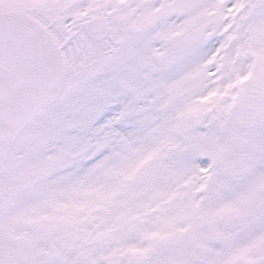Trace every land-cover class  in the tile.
Listing matches in <instances>:
<instances>
[{"label": "snow or ice", "instance_id": "6c2138e0", "mask_svg": "<svg viewBox=\"0 0 264 264\" xmlns=\"http://www.w3.org/2000/svg\"><path fill=\"white\" fill-rule=\"evenodd\" d=\"M0 264H264V0H0Z\"/></svg>", "mask_w": 264, "mask_h": 264}]
</instances>
